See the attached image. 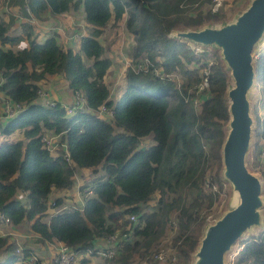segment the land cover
<instances>
[{"label": "trees", "instance_id": "obj_1", "mask_svg": "<svg viewBox=\"0 0 264 264\" xmlns=\"http://www.w3.org/2000/svg\"><path fill=\"white\" fill-rule=\"evenodd\" d=\"M211 2L0 0L12 12L8 22L0 18V105L8 102L22 108L12 119L0 117V134L21 131L24 137V142L0 147V216L13 227L28 224L39 243H62L83 255L79 264H88L94 257L102 261L99 264H134L140 252L154 249L174 218L177 231L172 248L184 264L189 263L205 222L202 212L210 211L219 198L212 189L216 185L220 192L223 189L218 172L222 127L228 118L223 101L226 75L217 56H212L214 62L207 68L202 61L210 57L207 52L196 56L188 45L167 35L179 25L197 27L218 20L211 8L205 9ZM70 11L79 13L85 26H92L88 36L76 34L81 38L79 53L61 48L54 22L45 23ZM16 17L43 24L44 41L31 40L33 27L23 24L29 47L14 50L23 41V36L10 35ZM112 19L113 26L121 24L132 37V59L145 55L149 60L143 72L126 71V86L117 102L109 99L105 83L112 61L98 41ZM156 69L164 79L155 75ZM256 75L263 94L255 105L252 162L264 179V164L258 165L264 147V50L256 60ZM53 76L84 99V108L70 118L59 104L36 105L40 84ZM204 80L207 88L199 90ZM142 86L162 92L154 96L142 91ZM169 92L175 99L174 123L169 117ZM101 108L112 117H98ZM46 136L58 137L56 154L43 142ZM83 170L101 174L85 181L92 196L76 205L81 211L56 213L47 222L51 193L70 191ZM64 197L55 198L54 209L64 204ZM114 235L116 256H98L94 244ZM239 246L242 249L231 264H264V233ZM17 250L8 236L0 237V256L6 255L0 257V264H23L31 256L28 250ZM87 251L92 256L84 257Z\"/></svg>", "mask_w": 264, "mask_h": 264}, {"label": "water", "instance_id": "obj_2", "mask_svg": "<svg viewBox=\"0 0 264 264\" xmlns=\"http://www.w3.org/2000/svg\"><path fill=\"white\" fill-rule=\"evenodd\" d=\"M167 37L217 55L226 75L228 118L222 127L218 178L229 199L219 216L201 226L189 264H230L242 242L264 233V179L248 166L256 143L253 100L256 55L264 46V0H248L229 20L179 25Z\"/></svg>", "mask_w": 264, "mask_h": 264}, {"label": "rangeland", "instance_id": "obj_3", "mask_svg": "<svg viewBox=\"0 0 264 264\" xmlns=\"http://www.w3.org/2000/svg\"><path fill=\"white\" fill-rule=\"evenodd\" d=\"M215 0H212L211 5L210 6H205V9H212L213 4H214ZM220 2V6L218 7V10L216 11V14H218L220 16V19H226L229 20L232 18V16L240 9H242L244 7V5L246 4V2H248V0H217ZM17 10V9H15ZM15 13L16 16H18L17 12H13ZM12 14V12L7 8V6H5L4 4L0 3V18H4L5 20H7V22L10 20L9 19V15ZM61 16V17H59ZM56 16L57 20L60 21V19L66 21L68 23V26L71 27L70 30V35H68V33L61 29L58 30L56 33L58 34V38H59V43L61 48H63L64 50H66L67 48H70L73 50L74 53H79L80 52V39L76 36L79 35V37L81 36H88L92 26L89 24H86V26L82 23V20L80 18V14L77 12H73L70 11L69 13L65 14V15H59ZM16 20V22H15ZM14 20V24L12 25L11 29H10V35L12 36H23V41H21L17 46H15L13 49L14 50H18L21 48H28L29 47V40L26 39V33H27V29L24 28V25H31L33 27L32 29V38L31 40H34L35 42H43L47 33L45 34L44 30H45V26H42L43 24H35V23H31L29 20L27 19H19V18H15ZM54 22L52 19H49L46 22ZM56 21V20H55ZM113 21V19L110 21V23ZM124 21V18H123ZM108 24L107 28L104 29V33L103 35L99 38V42H101L102 46L106 49V55L111 59L112 61V66L109 69L107 76L105 78V83L109 88L110 91V97L109 99L113 102H117L121 99L122 97V93L125 89V73L128 69H132L135 72H143V71H138V68H141L143 66V68L145 69L148 65H149V60L147 59V57L145 55H142L141 57L133 60L132 59V52H133V47H134V42L132 40L131 35L126 31L125 27L124 29L121 27V24H119V26H113L114 22L112 24ZM124 24V22H123ZM122 24V25H123ZM54 26V25H53ZM27 27V26H26ZM89 29V30H88ZM76 32L75 34L72 35V33ZM35 36V37H34ZM76 39H73L75 38ZM25 38V40H24ZM73 40V41H72ZM264 50V46L261 48V51ZM260 51V52H261ZM198 52H201L200 50H195L194 53L196 56H199V54H197ZM210 57H207L205 59H203V63L206 64L207 68L213 64L214 62V54H211L210 52H207ZM258 54L257 53L256 57L258 58ZM83 61H85L86 59L84 58V56H82V54H80ZM213 56V57H212ZM148 60V61H145ZM162 61V59L160 60ZM137 63V64H136ZM156 73L159 75L161 74V70L156 69ZM165 76L163 75L162 77L160 76V78H164ZM178 82V81H177ZM50 83V84H49ZM65 81L63 79H55L54 82L52 81H48L47 83H45L43 85V87H41V94H40V98H39V103L40 104H44L45 102H51L53 104L57 103L60 106H68L70 105L73 101L76 100V96L75 93H72L71 91H68V95L65 98V94H66V85L64 84ZM257 85V82H256ZM141 90L149 93L151 95H159L162 90L158 89V88H150V87H141ZM64 92V93H63ZM71 92V93H70ZM263 92H261V90L258 88V85L256 86V95L254 97L253 100V115L255 117V105L257 103V101L262 97ZM167 99L169 101V117L171 119V121L174 123L175 122V118L173 115V106H174V96L172 92H169L167 94ZM258 108V106H257ZM4 111V106L3 104L0 105V117H2V119H12V118H6L5 116L2 115ZM258 114L259 115H263L262 109H258ZM15 117V116H14ZM13 117V118H14ZM71 116H67V118H70ZM173 117V118H172ZM104 119H107V117H102ZM256 119V117H255ZM3 121V120H0ZM175 131L174 129V125H173V132ZM257 130L255 131L256 134ZM256 140V137H255ZM24 142V137L21 131H17L11 135H1L0 134V147H5L8 145H14L18 142ZM254 152V150H253ZM253 152L250 156V160L248 162V166L251 169L252 172L259 174V172L257 171V168L253 165L252 159H253ZM56 154V153H54ZM258 165H260L259 163V158H258ZM83 173L77 174V179L79 180V182H75V184L73 185V188L68 192L70 195L68 197H64V194H59L60 196L64 197L63 202H66V200H69L70 203H72L73 201V197L72 195L75 197V199L78 201L79 199H83V196L78 193V188L81 186L85 185V181H90L95 179L96 177H99L101 174H92L89 171L83 170ZM85 179V180H84ZM205 188L207 189V186L205 185ZM213 192H217L219 194V198L217 200V202L214 204V207L212 209H210V211H205L203 210V214L202 216L205 218V222H211L214 218H216L217 216H219L224 208L226 203L228 202L229 196L228 193L226 191V187L223 185V189L220 192V187L219 185H216L213 189ZM189 194V192L187 193ZM146 209H149L146 207ZM126 219V218H124ZM203 223V224H204ZM202 224V225H203ZM201 225V226H202ZM200 229L199 228V233H198V237L200 235ZM20 234L22 235V242L24 243L25 240H27L29 242L33 241V244H35L34 238H29V234L30 230H29V225L28 224H24L20 227L19 229ZM175 236V234H174ZM197 237V238H198ZM12 238V237H11ZM172 239L173 236L170 235L169 232H167V234H165V236L156 243L155 247L153 250H150L149 252H145L144 250L142 252H140L139 256L140 258H142V261L140 262L139 258L137 256H135L134 258V264H147V261L150 260L151 263L153 264H160L159 262H157L154 258L153 255L155 253H157L158 251H160L162 248H164L165 246H167L166 243H170V246L172 247ZM15 242V241H14ZM21 241H18V244H20ZM36 245V244H35ZM51 251L53 252V261L55 259V255H56V250L54 247L50 246ZM34 258H36V260L38 262H40V257L38 254L33 253L31 254ZM175 255L177 256L178 260L176 259L175 262L173 264H184L183 260H181V257L179 256V254L176 252ZM6 255H4L5 257ZM87 258V257H86ZM92 259V258H90ZM1 260V258H0ZM233 260V257L230 259V264L231 261ZM102 261H100L99 263H101ZM42 263V262H40ZM39 263V264H40ZM172 264V263H171ZM189 264V263H188Z\"/></svg>", "mask_w": 264, "mask_h": 264}, {"label": "built area", "instance_id": "obj_4", "mask_svg": "<svg viewBox=\"0 0 264 264\" xmlns=\"http://www.w3.org/2000/svg\"><path fill=\"white\" fill-rule=\"evenodd\" d=\"M219 6H220V2L215 0L213 7L211 9L212 13H216ZM145 61H148V60H145ZM143 69L144 68L142 66L141 68H138V71H142ZM155 75L160 76L156 73V71H155ZM161 79H164V78H161ZM199 87H200L199 90H203L204 88H207V81L204 80L203 83L199 85ZM40 94H41V90L38 91V99L36 101V105H41V106L48 107V108H53L57 105V103L53 104L48 101L45 102L44 104H40L39 103ZM75 96H76V100L73 101L70 105L64 106V107L61 106L64 109L65 113L69 116L73 115L76 110L83 109L85 106V102L82 96L79 95L78 93H75ZM194 104H197L198 106L200 102L196 101ZM3 106H4L3 116H5L6 118H13L22 110V108H20L19 106L12 105L8 102H5ZM96 115L98 117H112V114L106 111L104 108L99 109ZM57 139L58 137H53V136H46L42 138L47 149H49L51 153L53 154L56 153V150L59 146ZM259 163L264 164V147L259 153ZM75 177H76V181L79 182V180L77 179V176ZM85 186L87 187L83 189L84 195L81 194V191H80L81 187L78 188V193H80L83 196V199H79L77 201L75 197L72 195V197L74 198L72 203H70L69 200H66V202H64L62 206L56 209L53 208V206L55 205L54 203L55 198H61L62 196H60L59 194H62V193L64 194L65 197H68L70 194L68 193L69 191H62V192L56 191L55 193H51L52 195H50V198L47 201V206H48L47 217L49 218L52 215L56 213H61V212H72L76 210L81 211V209L78 208L76 205L78 204L83 205L84 199L91 197L93 194L91 188H89L88 185H85ZM173 217H175V215ZM130 220L134 221V218H130ZM0 224L10 225L9 220L4 218L3 216H0ZM176 231H177V225H176L175 219L173 218L167 226L166 233L169 232L170 235L174 237V234H176ZM117 242H118V237L115 235L108 237L106 240H103V239L98 240L94 244V248L97 250L96 251L97 255L105 259L113 258L114 256H116V253H117ZM96 244L103 245V248L101 247L99 248L95 246ZM166 244L167 246H165L160 251L155 253L153 255V258L160 264H171V263L173 264L176 259L178 260L177 256L175 255L176 252L170 246V243H166ZM51 245H53L56 250L54 264H78L80 259H82L83 257V255L82 256L78 255L77 253L73 252L69 247L63 245L62 243L54 242ZM241 249L242 247L239 246L235 252V255L238 252H240ZM17 251L18 253H20L21 249H18ZM92 254L93 253L91 251H87L85 252L84 257L88 258L92 256ZM235 255L233 257H235ZM23 264H39V262L36 260V258H34L31 255L29 258H26L24 260Z\"/></svg>", "mask_w": 264, "mask_h": 264}, {"label": "crops", "instance_id": "obj_5", "mask_svg": "<svg viewBox=\"0 0 264 264\" xmlns=\"http://www.w3.org/2000/svg\"><path fill=\"white\" fill-rule=\"evenodd\" d=\"M59 17H61V16H59ZM56 20V21H55ZM54 20V30L57 32L58 30H61V29H63V30H65L67 33H68V35H70L71 33H70V30H71V27H69L68 26V23L66 22V21H64V20H62V19H60V21H58L57 20V18ZM124 22V21H123ZM113 23V21L110 23V24H112ZM89 30V29H88ZM74 32V31H73ZM77 32V31H76ZM76 32H74V33H72V35L73 34H75ZM74 36V35H73ZM77 36V35H76ZM76 36H75V38H73V39H76ZM73 41V40H72ZM55 79H61V78H58V77H55V76H53V77H49V78H47V80L45 81V82H43V83H41L40 84V86L41 87H43V85L45 84V83H47L48 81H52V82H54L55 81ZM50 84V83H49ZM65 85H66V94H65V98H66V96L68 95V91H69V89H68V87H67V83L65 82L64 83ZM64 93V92H63ZM71 93V92H70ZM2 120V119H1ZM90 172V171H89ZM48 217L46 218V221L48 222ZM22 225H24V224H22ZM22 225H20L19 227H13V226H11V225H4V224H0V237H5V236H8L9 238H10V242L11 243H13L15 246H16V248L17 249H21V251L22 250H28L29 252H30V254H32V252L33 253H36V254H38L39 255V257H40V262H42V263H40V264H54V261H53V252L51 251V249H50V246L51 247H54L53 245H51L52 243H39V242H37V237L33 234V233H31V234H29V238L31 239V238H34V240H36L35 241V244H33V241H30L29 240V242L27 241V240H25V242L23 243L22 242V235L20 234V232H19V229H20V227L22 226ZM12 237V238H11ZM21 241V243L20 244H18V241ZM15 241V242H14ZM95 246H100V244L98 245V244H96ZM1 258H3L4 257V255H3V257H2V254H1V256H0ZM6 257V256H5ZM89 263L88 264H99V262L101 261L99 258H92V259H89ZM79 264V263H78Z\"/></svg>", "mask_w": 264, "mask_h": 264}]
</instances>
